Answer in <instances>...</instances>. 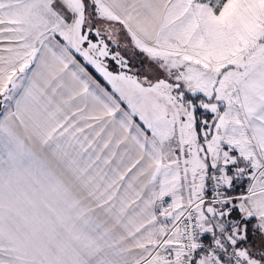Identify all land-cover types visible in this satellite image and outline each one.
I'll use <instances>...</instances> for the list:
<instances>
[{
  "label": "snow or ice",
  "instance_id": "snow-or-ice-1",
  "mask_svg": "<svg viewBox=\"0 0 264 264\" xmlns=\"http://www.w3.org/2000/svg\"><path fill=\"white\" fill-rule=\"evenodd\" d=\"M0 264H264V0H0Z\"/></svg>",
  "mask_w": 264,
  "mask_h": 264
},
{
  "label": "rangeland",
  "instance_id": "rangeland-1",
  "mask_svg": "<svg viewBox=\"0 0 264 264\" xmlns=\"http://www.w3.org/2000/svg\"><path fill=\"white\" fill-rule=\"evenodd\" d=\"M125 54H126V55H129V57L133 60V64H134V65H138L139 61H138L137 58L132 57V56H131V53H125ZM142 72H144V70H142Z\"/></svg>",
  "mask_w": 264,
  "mask_h": 264
}]
</instances>
